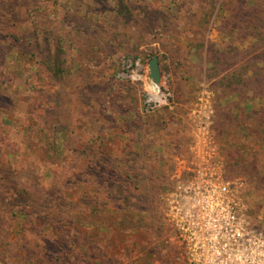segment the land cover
<instances>
[{
  "label": "rangeland",
  "instance_id": "rangeland-1",
  "mask_svg": "<svg viewBox=\"0 0 264 264\" xmlns=\"http://www.w3.org/2000/svg\"><path fill=\"white\" fill-rule=\"evenodd\" d=\"M145 1L153 21L171 26L154 38L115 17L110 0H0V197L14 194L0 203V264H80L91 256L92 264H148L165 226L166 194L198 170L236 181L245 219L264 237V80L250 79L256 70L264 76V65L242 66L255 55L253 40L224 30L221 18L203 31L196 1ZM130 2L136 17L142 2ZM11 12L18 18L6 23ZM115 34L111 48L101 46ZM79 37L89 51L82 76L68 79ZM54 44L66 65L60 157L40 137L57 122L52 96L60 86L39 61ZM153 55L157 86L148 78ZM74 81L91 91L72 92ZM208 139L217 145L212 164L203 158ZM88 156L106 163L104 179ZM18 170L36 174L28 184L2 173Z\"/></svg>",
  "mask_w": 264,
  "mask_h": 264
},
{
  "label": "built area",
  "instance_id": "built-area-1",
  "mask_svg": "<svg viewBox=\"0 0 264 264\" xmlns=\"http://www.w3.org/2000/svg\"><path fill=\"white\" fill-rule=\"evenodd\" d=\"M208 141L203 158L212 164L217 145ZM235 189L236 181L203 170L181 180L166 194L155 254L143 250L152 258L148 264H264V237L245 219Z\"/></svg>",
  "mask_w": 264,
  "mask_h": 264
},
{
  "label": "trees",
  "instance_id": "trees-1",
  "mask_svg": "<svg viewBox=\"0 0 264 264\" xmlns=\"http://www.w3.org/2000/svg\"><path fill=\"white\" fill-rule=\"evenodd\" d=\"M142 2V8L134 9L136 12H139L136 17L133 15L132 9V4L130 0H110V2H113V12L115 17H122L125 18L127 17L128 21H132V23L136 24L135 28L140 29L141 32H145L144 37L151 36V38H154L160 27L162 29H168L171 26L168 25V20L165 18L163 21H159L156 23V21H153L151 17L149 16L150 11H148L149 6L147 5L145 0H138ZM197 2V7L195 9V12L198 14L199 19L197 22V25L199 28H201L203 31H205L206 26L209 25L210 21H214L217 18H221L223 21V28L224 30L228 32H233L236 30V36L243 34L244 37H249L250 39L253 40L254 46L252 49V52L255 53V55H261L260 58H250L246 63H244L242 66L246 69L247 66L250 67H255L259 62L264 65V0H193ZM1 15V14H0ZM134 17V18H133ZM18 18V14L16 13H8L6 14L3 19H5L6 23L11 22V20H15ZM161 22V24H159ZM230 22L235 25V27L230 28L228 27ZM101 27V26H100ZM45 32V31H44ZM80 32V30H79ZM85 32V31H84ZM83 32V33H84ZM26 37V35L24 34ZM58 37L55 35H52V37L57 38V43L63 41L64 35L58 34ZM118 35H113L110 38L107 37V45H101L104 46V48H111L113 41L117 40L119 41V38H116ZM41 39H39L38 44H36L39 47L40 42H44L50 38V35L42 34ZM14 41H19L17 38H12ZM41 40V41H40ZM109 41V43H108ZM74 51L72 52V67L75 70L74 76L69 77L68 79H73L76 78L77 76H82L81 70H82V61H83V55H87V50L86 49V43L79 37L74 41ZM89 41H87L88 45ZM257 43H259L257 45ZM61 44V43H60ZM84 44V45H83ZM148 44V43H147ZM48 45V43H47ZM91 45L93 46V51L91 54L95 57L97 54H99V50H96V42H91ZM49 46V45H48ZM46 46L44 49L41 50V57L39 59L40 63L46 68V71L50 73L52 78L56 80L59 83L60 88L53 94V104H54V109L52 112V116L57 121L56 123L53 124V129H48L50 131L49 137L45 133L44 129L43 131L40 132V137L41 140L45 138L47 139L46 145L50 153H52V156H61L67 148L64 147L62 139L60 140L61 135H64L62 133V121H61V114L64 113L65 108L62 105V98L61 94L66 92V87L67 86L65 83L62 84V78L64 76V70H65V64H64V54L65 51L63 50V47L59 44L55 45L53 49L49 48ZM106 52V49L105 51ZM23 52L24 56H34L35 52L33 53H28ZM32 58V57H31ZM211 58V57H210ZM213 58V57H212ZM211 61L208 60V62ZM261 74V75H259ZM252 76H258L259 79L264 80L263 73L260 70L254 71V74L250 76V79ZM65 78V77H64ZM263 82V81H262ZM260 82L261 84H264ZM82 83V84H81ZM77 82L74 81V83L70 84V88H72V92L79 91V88L83 89L82 91H91L92 88H90L85 82ZM77 87H76V86ZM258 89H262L263 85H257L256 86ZM240 90V89H239ZM246 90V89H245ZM96 92H101L103 94V90H97ZM244 92V91H242ZM264 92V91H263ZM238 96H241V91L236 92ZM240 94V95H239ZM264 95V94H263ZM64 122V121H63ZM31 129H26L25 131L30 132ZM31 133V132H30ZM87 165H90L93 170L96 168L95 171V176L96 177H106L104 176V165L106 163H103L99 160H93L91 157H87ZM92 170V173L94 172ZM3 174H9V179L10 181H28L29 184V179L36 174L32 170V173L27 171V170H18L14 172H6L2 171ZM116 179L117 176L110 175L107 177V179ZM104 179V178H103ZM21 186V185H20ZM13 190L17 191V185H13ZM22 191L21 192H31V188H28L26 190V187L21 186ZM20 192V193H21ZM11 196H14L13 193H10ZM28 194V193H27ZM31 196L30 194H28ZM11 196L7 197H0V203L1 201H9ZM20 196V195H19ZM15 199V197H14ZM13 214V212H12ZM2 219V218H1ZM3 230L0 229V235L2 234ZM96 256H91L92 260H88L86 257V261L84 259L80 260V264H92ZM77 263V261H76ZM78 264V263H77Z\"/></svg>",
  "mask_w": 264,
  "mask_h": 264
},
{
  "label": "water",
  "instance_id": "water-1",
  "mask_svg": "<svg viewBox=\"0 0 264 264\" xmlns=\"http://www.w3.org/2000/svg\"><path fill=\"white\" fill-rule=\"evenodd\" d=\"M148 78L154 85H158L160 82V69L159 62L156 55H153L148 61Z\"/></svg>",
  "mask_w": 264,
  "mask_h": 264
},
{
  "label": "bare ground",
  "instance_id": "bare-ground-1",
  "mask_svg": "<svg viewBox=\"0 0 264 264\" xmlns=\"http://www.w3.org/2000/svg\"><path fill=\"white\" fill-rule=\"evenodd\" d=\"M155 87V86H154ZM156 88V87H155Z\"/></svg>",
  "mask_w": 264,
  "mask_h": 264
}]
</instances>
